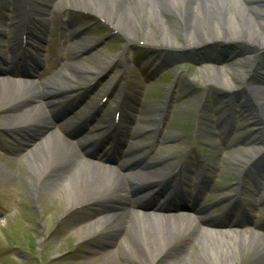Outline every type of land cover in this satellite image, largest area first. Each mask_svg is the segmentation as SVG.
<instances>
[{
  "label": "rangeland",
  "instance_id": "374dc122",
  "mask_svg": "<svg viewBox=\"0 0 264 264\" xmlns=\"http://www.w3.org/2000/svg\"><path fill=\"white\" fill-rule=\"evenodd\" d=\"M68 1L0 0V47L3 48L0 55L5 58L7 64L11 62L10 48L16 36L15 26L22 21L19 11L30 9V30L24 34L20 30L17 37L18 43H21L24 37L29 43V52L23 54L39 59V67H34L39 80H47L53 76L56 80L69 84L72 79L71 85L79 84L80 88L75 93L67 94V98H77L81 92L86 91L88 84L94 82L87 87L86 105L80 108L83 110L80 120H89L90 115L85 114L96 109L100 110L98 114L102 116L104 109L115 105L123 88L126 93L122 92L123 102L135 111L131 112L125 106L120 107L124 117L130 114V138L135 137L131 148L143 149L149 146L153 152L157 151L152 155L153 161L158 159V155L162 156L161 158H172L173 161L177 156L178 162L182 163L187 161L188 152L196 156L195 150L218 148L214 145L217 140L215 134L220 137L223 134L229 135L222 117L226 119V112H230L231 118L240 125L238 134L233 133H236L237 137L249 134L251 145L235 154L234 159L229 158L228 163L221 158L217 159L220 164L217 171L224 175L231 169H242L243 164L239 160H245L247 152L259 149L260 141H264V135L259 134L264 132V114L253 110L257 103H262L260 98H264V91H261L260 96H256L255 92H246V89L257 86V81L261 80L257 79L263 74L261 68H264V65L261 63L264 61V46L222 37H206L190 44L185 41L182 25L173 14L168 15L166 21L174 45L161 42L160 35L150 22L156 40V43L151 45L142 40L138 28L135 29L134 37H127L109 25L93 20L85 10V13L72 12L73 8L68 7ZM138 20L139 24H142L144 17L140 16ZM35 27L37 30H34ZM31 31L39 35L41 41L35 40ZM261 31L264 32V27ZM218 53H226L223 55L227 56L222 57ZM250 57L253 58L251 65L245 61ZM26 61L30 63V60ZM103 61L106 63L102 64ZM67 64L92 71L74 74L69 80L64 79L60 72L64 70L66 73ZM243 66L251 68L244 77V83H240L237 76ZM8 68L0 64L1 70ZM17 68L20 70V67ZM214 69L221 71L231 86L226 90L219 89L222 94L220 99L213 98V87H203L202 72H211ZM233 90L239 92V103H245L247 113L241 111L240 104L237 107L234 104H225L226 97L223 95L229 92L227 96L233 98ZM24 91L26 90L20 89V92ZM125 95L132 96V100L128 101ZM82 98L75 104L71 103L59 109L55 115L53 131L60 127L55 124L56 121L69 119V111L78 106ZM103 98L106 101L101 105ZM45 103L43 109L49 114L52 109L46 108ZM87 105L90 108H87ZM239 111L242 112L241 116ZM7 114L0 113V264H150L146 258L144 261L141 257L123 260L120 249L114 247L117 245L115 242L98 241V238H94L82 243L77 238L78 232L74 229L81 223L78 220H81L90 208H95L92 204L100 203V199L87 200L81 204V208L67 212L64 194L56 190L53 183V177L66 175L67 170L62 173H53L48 169L44 171L42 176L47 188L44 192L36 191L32 195L26 183L33 187L32 181L35 178L32 174L33 168L27 166L31 161L28 160L29 163L26 156L33 148L24 147L26 143L19 134L2 130L6 125L4 118H9ZM40 115L33 117L39 118ZM93 119L97 121L98 117ZM94 124L83 123L76 130L78 125L72 128L73 135H76L74 138L77 139L72 143L77 150L81 137L78 133L86 126L87 130L92 129ZM60 140H64L62 135ZM223 142H226V138ZM210 152L212 151L207 153ZM211 159L216 158L213 156ZM40 160V157L36 158L41 173L43 170ZM167 162L164 164L167 165ZM73 172L75 173V168ZM48 181L53 185L48 186ZM40 186L42 185L38 184V187ZM114 197L115 195L111 194L109 200ZM218 206L222 208V204L214 208ZM256 216L257 220L262 221L264 218L263 213ZM150 233L153 235V232ZM125 234L124 231L122 237H125ZM154 238L164 245L155 264H186L184 259L188 249H191L190 258L197 252L195 245L183 236L173 237L167 233H159ZM116 243H119V240ZM149 243L156 245V240L150 239L146 242L151 246ZM238 264H249L248 254L243 256Z\"/></svg>",
  "mask_w": 264,
  "mask_h": 264
},
{
  "label": "bare ground",
  "instance_id": "6f19581e",
  "mask_svg": "<svg viewBox=\"0 0 264 264\" xmlns=\"http://www.w3.org/2000/svg\"><path fill=\"white\" fill-rule=\"evenodd\" d=\"M68 7L85 10L93 20L109 25L127 37H134L135 29L138 28L142 40L151 45L155 44L156 40L153 37V28H151L150 22L160 35L161 42L174 45L166 21L167 16L173 14L182 25L185 41L190 44L206 37L216 39L222 37L231 41L243 40L257 46H264V32L261 31L264 27V0H249L247 2L242 0H118L116 2L112 0H69ZM140 16L144 17L142 24H139ZM20 26L27 28L23 22ZM252 60L253 58L250 57L245 61L251 65ZM104 63L106 62L103 61L102 64ZM250 68L251 66L242 67L239 76L243 78L248 75ZM216 70L202 72L204 81L231 87L221 71ZM67 71L80 74L92 70L73 66ZM23 86L29 87L30 99L36 100L35 97L38 96V93L35 91L38 87L35 86L34 81L23 80V85L7 81L0 85V113H10L7 114L9 118H4V122L8 127L13 125L16 130L30 134L29 139H26L30 143L38 136L36 133L42 134L45 131L42 129L47 130V127H43V125H48V123L46 116L43 118L33 117L40 115L42 105L28 108L19 107L25 104L21 101L27 99L26 95L28 96V94H20V89ZM45 86L44 89L50 91L49 95L60 93L65 88L61 89L60 83L56 81H47ZM250 91L261 93L258 88L254 87H251ZM262 100L264 101L263 97ZM255 109L264 114V104L258 105ZM75 153L70 145L61 143L55 134L38 143L26 156V160L31 161V164L27 166L33 168L32 174L35 178L32 181L33 187H29L26 183L32 195L36 191L44 192V189L47 188L42 176L47 169L53 173H62L67 170L66 175L59 177L56 175L58 178L53 177L56 190L62 191L64 194L67 212L76 209L87 200L105 199L119 190L118 181L121 182V179L118 176L100 171L90 160L84 162L77 160ZM255 155V152L250 153L249 161ZM37 157L41 158L43 170L41 173V169L36 164ZM74 168L75 173L73 172ZM70 174L72 176H69ZM38 184L42 186L38 187ZM52 185L48 181V186ZM119 224L125 225L129 234L123 246L120 247L123 260L141 257L144 261L146 258L150 264H155L162 254L164 245L161 244L162 242H158L154 236L159 233H167L173 237L187 236L186 238H190L196 233L194 243L199 245V252L192 258L187 254L184 259L186 264H238L247 254L249 264L254 261H256L255 264H263L264 242L262 239L237 236L231 233L201 231L197 230L190 221L170 223L146 216L145 218H139L137 215L110 216L98 221L86 222L84 227L76 233V236L80 241H86L96 233L110 230ZM149 230L153 232V235ZM150 239L156 240V245L149 243L151 246H148L146 242Z\"/></svg>",
  "mask_w": 264,
  "mask_h": 264
}]
</instances>
